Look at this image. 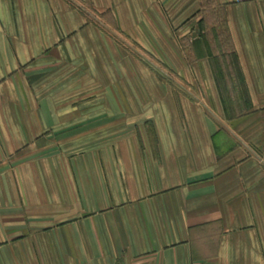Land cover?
<instances>
[{
    "label": "crops",
    "instance_id": "1",
    "mask_svg": "<svg viewBox=\"0 0 264 264\" xmlns=\"http://www.w3.org/2000/svg\"><path fill=\"white\" fill-rule=\"evenodd\" d=\"M0 264H264V0H0Z\"/></svg>",
    "mask_w": 264,
    "mask_h": 264
},
{
    "label": "rangeland",
    "instance_id": "2",
    "mask_svg": "<svg viewBox=\"0 0 264 264\" xmlns=\"http://www.w3.org/2000/svg\"><path fill=\"white\" fill-rule=\"evenodd\" d=\"M206 17H207V16H206ZM207 18H208V17H207ZM210 18H213V17H210ZM217 18H218V20H219V21H217V23L220 24V22H221V15L218 14ZM217 18H216V19H217ZM209 20H210V25H207V28H211V26H212L214 23H216L214 20H211V19H209ZM207 34L209 35L210 33L207 32ZM223 37H224V36H223Z\"/></svg>",
    "mask_w": 264,
    "mask_h": 264
}]
</instances>
